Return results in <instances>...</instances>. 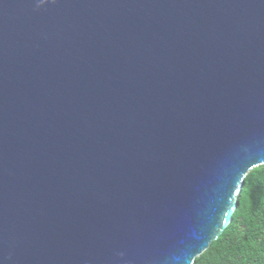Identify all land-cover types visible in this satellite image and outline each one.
Segmentation results:
<instances>
[{
	"label": "water",
	"instance_id": "water-1",
	"mask_svg": "<svg viewBox=\"0 0 264 264\" xmlns=\"http://www.w3.org/2000/svg\"><path fill=\"white\" fill-rule=\"evenodd\" d=\"M264 165V0H0V264H192Z\"/></svg>",
	"mask_w": 264,
	"mask_h": 264
},
{
	"label": "trees",
	"instance_id": "trees-1",
	"mask_svg": "<svg viewBox=\"0 0 264 264\" xmlns=\"http://www.w3.org/2000/svg\"><path fill=\"white\" fill-rule=\"evenodd\" d=\"M192 264H264V165L246 174L230 223Z\"/></svg>",
	"mask_w": 264,
	"mask_h": 264
}]
</instances>
